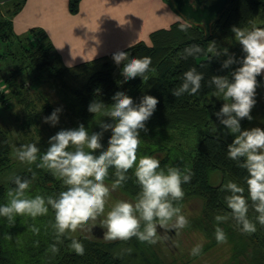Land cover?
Here are the masks:
<instances>
[{"label":"clouds","instance_id":"1","mask_svg":"<svg viewBox=\"0 0 264 264\" xmlns=\"http://www.w3.org/2000/svg\"><path fill=\"white\" fill-rule=\"evenodd\" d=\"M189 24L181 23V31H186ZM236 41L242 47L245 56L237 60L227 49H218L216 42L208 44L207 49L199 45H191L183 50V57H194L211 54V57L228 56L222 64V69H228L233 64H240L231 73V81L227 76H213L209 86L216 89L215 95L222 96L224 104L215 113L220 125L224 126L234 139L228 145L229 159L237 162L238 166L248 173L246 178L248 198L244 196V187L229 181L222 191L228 193L224 200L230 215H217V224L229 219L243 234H254L256 224L248 218L249 198L258 213L256 220L264 226V129L253 128L241 130V120H252L251 110L256 104V89L259 87L257 77L264 73V28L253 27L251 30L233 26ZM120 64L128 59V54L118 52L113 56ZM151 57L132 58L122 70L125 81L137 77L148 80L147 73L155 72L150 68ZM204 77L191 68L183 74L181 85L172 90V95L180 97L185 93L196 95L201 89ZM114 103L109 107L102 102L93 101L88 111L102 117H109L113 123H100L99 133H92L83 124L74 130H61L49 140V148L41 153L35 143L24 144L16 149V157L24 163L35 165L37 169L50 172L66 186L58 197L36 195L29 198L26 195L31 180L16 176L15 188L7 193L8 203L0 205V216L7 218L14 225L18 216H28L33 219L47 216L49 209L54 211L57 243L61 237L71 239V249L80 256L85 253L84 246L72 234L78 230L92 231L99 217L105 216L111 191H115L129 179L127 173L134 169L136 181L141 191L135 202L118 201L109 211L101 224L106 228L104 239L107 241H129L132 238L149 245H155L167 236L158 235V228L176 231L189 226V220L177 206L183 200L185 193L182 185L189 183L192 172L185 167L161 168L160 160L148 155H139L142 140L140 131H147L146 122L154 114L158 100L152 96H144L139 104L124 92L113 96ZM45 117V123L55 126L58 123V113ZM111 131L108 147L104 150L101 143L103 132ZM87 149V151H86ZM99 151V155L94 152ZM114 169L115 180L111 188L105 184L109 178V170ZM35 179V173L32 175ZM39 234L40 229L33 226L30 229ZM11 239V236H6ZM215 239L218 244H226L228 237L223 228H215ZM38 243V242H37ZM50 251L57 253L59 249L53 244ZM129 251H131L129 249ZM202 245L197 244L192 250V256H199Z\"/></svg>","mask_w":264,"mask_h":264},{"label":"trees","instance_id":"2","mask_svg":"<svg viewBox=\"0 0 264 264\" xmlns=\"http://www.w3.org/2000/svg\"><path fill=\"white\" fill-rule=\"evenodd\" d=\"M22 2L24 0L14 3L13 9L6 12L7 16L15 14L22 6ZM78 2L79 0H70V12H77ZM181 23L190 26L186 31H181L179 27ZM233 26L248 30L253 27L264 28V0H228L223 12L213 20L208 30L191 22H177L169 29L153 32L150 35V46L138 43L122 51L128 54L126 61L115 64L114 54L105 57L103 68L89 76L81 89L73 90L72 99L78 112L76 116L79 123L84 124L94 115L88 111L93 101L102 102L110 107L117 92H124L133 99L134 104H139L146 95L156 98L158 104L154 114L146 122V128L149 132L158 131L162 134L180 130V137L185 139L187 149L185 152H182L179 146L173 147V153L168 149L160 163L161 168L165 170L168 167H180L182 170L187 167L193 174L191 181L182 185L185 196L177 206L181 207L185 199L195 198L201 201L200 215L193 224V229L208 239L201 253L222 246L226 247L228 252L223 264H264V226L256 220L258 213L254 211L250 198L248 218L256 224L257 231L254 234H243L232 219L219 225L215 221V216L230 215L231 211L224 200L228 193L222 191L225 179L244 187V196L248 198L247 171L229 159L227 148L231 143L216 135L199 136L197 132L201 128L210 127L218 109L217 105L202 103L206 97L215 95V87L209 86L212 77L227 76L231 80V73L241 65L233 64L228 69H222V64L228 57L213 56L209 59L211 54L182 58L183 50L191 45L207 49V45L215 41V38L222 40L234 36L231 31ZM1 45L4 46V50L0 53V59L13 63L17 61L19 66L16 69L12 65L9 77L2 80L7 85H13L14 77L21 73V66L25 62L32 70L46 72L48 77L64 84L62 82L70 69L62 66L54 47L42 30L31 29L25 37H16L13 35L11 21L0 12ZM11 46L14 47L13 51L10 49ZM232 54L237 60H242L245 56L239 43L232 50ZM145 56L151 57L150 68H154L155 72L147 73L148 80L137 77L125 81L122 75L125 64L132 58L140 59ZM191 68H196L204 77L200 91L196 95L185 93L180 97L173 96L172 90L181 85L183 74ZM257 81L261 85L264 84L261 76L257 77ZM260 110L264 118V106H261ZM249 122L247 119L240 121L242 131ZM261 129H264V123ZM9 134V130L0 128V173L12 165ZM214 172H218L221 178L217 185L210 183V175ZM32 175L26 171L18 172L7 183L0 184V205H4L8 199V191L15 188L13 181L16 176L32 181ZM127 175L129 179L120 189L135 202L141 189L134 170H129ZM41 179L42 196L58 197L61 191L66 190V186L57 181L51 173H45ZM107 180L112 182L115 180L114 169L109 170ZM49 210L54 212L51 208ZM46 218L45 221L48 223ZM43 219L37 220L35 224V227L40 229L39 234H34L31 228L27 231L24 225L18 237L14 236L15 232L7 218L0 216V264H150L143 255V242L136 238L126 242L103 243L81 236L77 240L83 244L85 253L83 256L77 255L70 247L71 239H64L61 241L62 244L58 245L53 243L54 237L51 238V230L43 223ZM217 226L225 231L228 237L226 244L217 243L215 239ZM6 236H11L9 241L16 244L15 247L19 251L17 257L11 256L9 247L6 249L5 244L8 240ZM14 239L21 241L15 243ZM53 244L59 249L57 253L50 251Z\"/></svg>","mask_w":264,"mask_h":264},{"label":"rangeland","instance_id":"3","mask_svg":"<svg viewBox=\"0 0 264 264\" xmlns=\"http://www.w3.org/2000/svg\"><path fill=\"white\" fill-rule=\"evenodd\" d=\"M19 2V0H17ZM9 3H7L8 8ZM13 7L14 5L11 4ZM4 7V6H3ZM10 9V5L9 8ZM183 17V16H181ZM216 45L218 49H227L229 54H232V50L235 49L238 41H236L234 36L226 37L225 39L218 40L215 38ZM208 47V45H207ZM11 51L14 47L11 46ZM4 50V46H0V53ZM220 58H227L228 56L221 55ZM114 61V60H113ZM5 60L0 59V128L9 130V142L11 145V161L12 165L10 168L3 170L0 173V184L7 183L15 174L18 172H30L35 173V179H32L30 188L27 190L26 195L29 198L35 197L36 195H42V184L41 178L45 173H50L47 170L37 169L35 165H29L27 163L21 162L15 155L16 149L24 144L35 143L40 149L41 153H44L49 148V140L52 136L56 135L61 130H74L81 125L79 119L76 116L78 113L74 108V98L73 90H79L85 84L87 78L100 71L103 68L102 62H95L92 65L79 66L70 69L64 81L61 84L57 80H54L46 72H41L38 70H32L27 63L23 64L21 73H18L15 78V82L12 86L7 85L2 80L9 77L10 68H3L2 64H5ZM10 65L18 69V62L11 63ZM116 64V62H114ZM6 70V71H5ZM231 81V80H230ZM259 84V83H258ZM256 103L258 106H254L251 110L250 115L252 120L249 122L244 130H251L253 128H261L264 123V118L261 115V106H264V87L259 84L256 89ZM225 101H223L222 96L211 95L203 100V104H213L217 105L216 113L220 111ZM61 109L58 113V123L52 126L51 123H45V117L50 116L54 110ZM262 118V119H260ZM100 123H113L109 117H102L100 115H93L86 123L83 124L85 129L92 133H99L102 131ZM258 125V126H257ZM147 129V128H146ZM199 136L205 134L216 135L219 138L232 143L234 136L229 135L228 130L220 125L219 120L216 115L211 122L209 128H201L197 131ZM179 131L165 132L164 134L155 131L149 132L140 131V139L142 140L139 155H148L161 160L165 154L166 150L171 149L170 153H173V147H178L185 152L187 149L185 147V139L181 138ZM111 131L103 132V137L101 143L104 150L108 147V140L111 137ZM87 151V149H86ZM181 151V150H180ZM94 155H99V151L94 152ZM134 170V169H133ZM135 171V170H134ZM57 181L56 177H54ZM221 181L218 172L211 173L210 183L217 185ZM230 180L225 179L224 184L228 183ZM62 182V181H60ZM112 181H105V184L111 188ZM41 186V187H40ZM44 187V186H43ZM128 201L133 202L131 197L125 194L120 188L115 191H111L108 204L105 209V216L107 211L118 201ZM8 203V199L5 201L4 205ZM202 203L199 199L190 198L185 199L181 205L182 214L189 220V226L176 234V231H165L158 228V235L164 237H169L168 239H162L155 245H149L143 242V255L147 260L146 262L150 264H223L227 257L228 252L226 247H214L208 252L201 253L199 256H192L191 250L197 245L201 244L202 248L208 239L201 233L193 229V224L196 218L200 215ZM105 216H101L97 219L95 227L99 228V233L93 234L91 231L78 230L76 233L72 234V238H79L85 236L91 239L101 241L103 243H110L116 241L105 240L104 233L106 228L101 224V221L105 219ZM40 218V219H39ZM44 218V219H43ZM46 216L37 217L35 219L28 216H18L14 225L11 228L14 230V236H20L21 228L25 225V229L28 231L37 224V220H42L51 230V238L54 237V242L57 245L62 244V242L57 243L56 230L53 228L55 223L54 212L49 210L47 215V222L45 221ZM49 218V219H48ZM61 241L68 239L67 237H61ZM15 243L21 241L19 239H14ZM6 241V249L9 247V252L11 256L17 257L19 251L16 249L12 241ZM9 245V246H8ZM22 264V263H21Z\"/></svg>","mask_w":264,"mask_h":264},{"label":"crops","instance_id":"4","mask_svg":"<svg viewBox=\"0 0 264 264\" xmlns=\"http://www.w3.org/2000/svg\"><path fill=\"white\" fill-rule=\"evenodd\" d=\"M16 2L0 0V12L11 21L13 35L22 38L31 29L42 30L67 69L103 63L105 57L138 43L150 46L153 32L188 22L172 0H79L76 13L70 12V0H24L7 16ZM5 61L3 68H12ZM260 76L264 83V73Z\"/></svg>","mask_w":264,"mask_h":264},{"label":"water","instance_id":"5","mask_svg":"<svg viewBox=\"0 0 264 264\" xmlns=\"http://www.w3.org/2000/svg\"><path fill=\"white\" fill-rule=\"evenodd\" d=\"M177 12L185 20L208 30L210 24L224 10L228 0H172Z\"/></svg>","mask_w":264,"mask_h":264},{"label":"flooded vegetation","instance_id":"6","mask_svg":"<svg viewBox=\"0 0 264 264\" xmlns=\"http://www.w3.org/2000/svg\"><path fill=\"white\" fill-rule=\"evenodd\" d=\"M162 230H163V229H162ZM98 231H99V228H98V227H94V228L92 229L91 232H92L93 234H95V233H99ZM99 235H100V233H99Z\"/></svg>","mask_w":264,"mask_h":264}]
</instances>
